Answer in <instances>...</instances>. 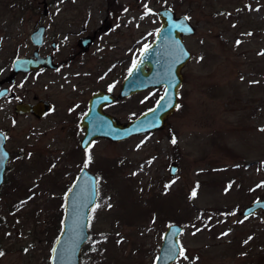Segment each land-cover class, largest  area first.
<instances>
[{
    "label": "rangeland",
    "instance_id": "rangeland-1",
    "mask_svg": "<svg viewBox=\"0 0 264 264\" xmlns=\"http://www.w3.org/2000/svg\"><path fill=\"white\" fill-rule=\"evenodd\" d=\"M161 7L194 27L182 37L190 57L177 106L159 130L98 137L81 150L77 113L92 92H118ZM38 22L60 69L27 80L28 96L53 104L44 118L13 116L0 101L11 156L0 185V264H49L64 194L82 167L96 176V199L79 264H153L170 223L182 227L171 264H264V214L241 215L264 199V0H0L1 62L30 52ZM82 33L93 42L77 54ZM162 89L102 110L128 121Z\"/></svg>",
    "mask_w": 264,
    "mask_h": 264
},
{
    "label": "water",
    "instance_id": "water-1",
    "mask_svg": "<svg viewBox=\"0 0 264 264\" xmlns=\"http://www.w3.org/2000/svg\"><path fill=\"white\" fill-rule=\"evenodd\" d=\"M159 22L154 38L150 44L141 49L133 64L127 70L120 82L116 94L110 91L93 92L88 101L85 113L78 124L83 128L78 146L86 149L90 142L98 137L111 141H120L130 136L143 135L164 127L166 119L177 106L178 88L181 83L180 69L190 57V52L183 44L182 37L194 32V27L185 15L176 16L169 7H161L156 12ZM43 27H36L29 35V41L35 47L41 44ZM91 38L83 37L79 43L83 48ZM33 55H35L33 53ZM41 67H55L51 57L38 59L17 58L11 63L13 72L29 71ZM162 86V92L153 105L139 113L136 117L120 122L116 117L102 110L104 105L116 99L145 89ZM3 92H0V96ZM16 111L31 112L40 117L51 109V104L39 101L36 104H18ZM4 138L0 133V183L2 171L7 159L3 147ZM176 165L169 166V174L173 175ZM96 199V176L86 168H81L64 194L61 217V229L52 244L49 254V264H79L81 247L87 239L88 211ZM256 212L264 214V199L250 202L243 207L241 215L248 217ZM181 225L170 223L166 225L157 255L153 264H171L180 252L178 234Z\"/></svg>",
    "mask_w": 264,
    "mask_h": 264
},
{
    "label": "flooded vegetation",
    "instance_id": "flooded-vegetation-1",
    "mask_svg": "<svg viewBox=\"0 0 264 264\" xmlns=\"http://www.w3.org/2000/svg\"><path fill=\"white\" fill-rule=\"evenodd\" d=\"M38 26H42L43 27V33H42V36H41V44L38 47H35V46H33L31 44L32 49L30 50V52L28 54H26V55H18V56H16L15 54H11L9 57H7V61L6 62L5 61H3V62L0 61V92H3V94L0 96V101L6 100L11 105L12 111H13V114H12L13 116H30V117H33V118H35L37 120L41 119V118H44L47 114H49L53 110V104L51 102H49L47 97H44L42 95L41 96H37L36 94H32V95L28 96L29 91H28V88L26 87V85L29 84V82L27 80L34 79L35 82H37V76L38 75L40 76V75H42L43 73H45L47 71L56 72V71H59V69H60V64L54 61L53 52L50 53V52L46 51V37H45L46 31H47L46 25H43L41 22H38V23L34 24V26L32 27V29L30 31V33ZM72 26L73 25H71V27ZM81 30H83V29H81ZM30 33H29V35H30ZM29 35H28V39H29ZM83 37L91 38L90 42L87 44V46L85 48H83L81 46V44L79 43V39L83 38ZM92 39H93L92 36H89V34L82 33V35H80L79 38L76 40V48H77V51L79 52L77 54H80V53L84 54L87 51V49L89 48V46L91 45V43L93 42ZM48 46H49L50 50L53 51V50L56 49V42L55 41H50L48 43ZM33 53L35 55H33ZM47 56L51 57V62L53 64H55L54 68L53 67H50V68L41 67V68H37V69H34V70L25 71V72H22V71L13 72L12 69H11V63H12V61L14 59H17V58L38 59V58H43V57H47ZM110 92H112V91H110ZM89 97L86 100V106H85V109L82 112V114L79 115V113H77V115H78L77 118L78 119L76 120V122H77L78 128H81L79 126L78 122H79L80 118L82 117V115L86 111L87 101H88ZM39 101H46V102L51 104V109H49L46 112H44L40 117H37L35 114H33L31 112L20 113L19 111H16V109H15L18 104H32L33 105V104L38 103ZM83 131L84 130L82 128V135H83ZM6 132L7 131L5 129L0 130V133L3 135V138H4L3 147H4V149L7 152V159H6L4 167H3L2 180H1L0 185L2 184V181L4 179V174H5V171L7 169V162H8V160L11 157L10 156V151L5 147L6 143H7V139H8V136L6 135ZM80 138H79V140H80ZM79 140H78V143H79ZM81 150H85V149H81Z\"/></svg>",
    "mask_w": 264,
    "mask_h": 264
}]
</instances>
